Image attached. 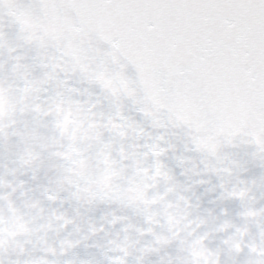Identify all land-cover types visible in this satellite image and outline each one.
I'll use <instances>...</instances> for the list:
<instances>
[{"label": "snow or ice", "instance_id": "snow-or-ice-1", "mask_svg": "<svg viewBox=\"0 0 264 264\" xmlns=\"http://www.w3.org/2000/svg\"><path fill=\"white\" fill-rule=\"evenodd\" d=\"M24 113L23 147L119 145L140 175L182 145L264 184V0H0V134Z\"/></svg>", "mask_w": 264, "mask_h": 264}, {"label": "clouds", "instance_id": "clouds-1", "mask_svg": "<svg viewBox=\"0 0 264 264\" xmlns=\"http://www.w3.org/2000/svg\"><path fill=\"white\" fill-rule=\"evenodd\" d=\"M34 119L6 115L0 134L3 264H264L260 169L222 181L177 145L137 175L119 145L102 158L66 137L21 146Z\"/></svg>", "mask_w": 264, "mask_h": 264}, {"label": "water", "instance_id": "water-1", "mask_svg": "<svg viewBox=\"0 0 264 264\" xmlns=\"http://www.w3.org/2000/svg\"><path fill=\"white\" fill-rule=\"evenodd\" d=\"M182 146V145H181ZM183 147V146H182ZM257 172L259 171V170H256Z\"/></svg>", "mask_w": 264, "mask_h": 264}]
</instances>
